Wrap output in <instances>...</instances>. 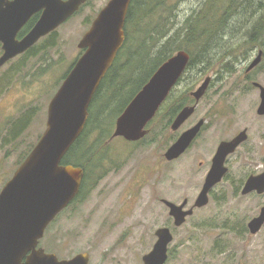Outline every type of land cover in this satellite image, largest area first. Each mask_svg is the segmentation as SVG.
<instances>
[{
    "label": "rangeland",
    "instance_id": "obj_1",
    "mask_svg": "<svg viewBox=\"0 0 264 264\" xmlns=\"http://www.w3.org/2000/svg\"><path fill=\"white\" fill-rule=\"evenodd\" d=\"M108 1L87 0L56 30L53 48L44 50L53 40L46 36L31 55L18 56L0 67V191L44 133L49 102L83 54L78 44ZM236 1L246 7L247 0ZM254 1L256 12L249 10L247 20L240 19V8L232 14L228 28L220 33L219 44L209 52L211 66L198 64L184 73L147 125L143 141L111 138L92 146L99 157L88 167L92 178L83 195L46 229L42 241L46 253L60 259L85 253L89 264H143L142 257L151 251L159 228H168L173 235L165 264H229L234 252L264 251V227L249 243L234 234L264 204V199L245 203L234 199L240 180L264 171V116L256 114L260 98L253 85L264 88V34L262 45L245 43L260 17L264 24V0ZM205 2H177L167 26L170 33ZM131 49L134 52L136 47ZM259 52L260 64L247 72ZM130 69L124 70V78L129 77ZM132 78L133 84L123 90L119 105L143 81L142 75L133 74ZM206 78L210 83L194 113L177 131H172L171 124L180 110L169 126L168 121L177 100L185 94L190 97ZM121 80L125 83L128 79ZM192 98L180 109L193 106ZM200 119H205L207 126L192 148L179 159L167 161V149ZM115 120L109 127L110 134ZM244 129L247 140L230 156L227 178L209 192L205 207L195 209L181 227H174L161 201L180 205L187 200L192 207L208 169L205 163L217 144Z\"/></svg>",
    "mask_w": 264,
    "mask_h": 264
},
{
    "label": "water",
    "instance_id": "obj_2",
    "mask_svg": "<svg viewBox=\"0 0 264 264\" xmlns=\"http://www.w3.org/2000/svg\"><path fill=\"white\" fill-rule=\"evenodd\" d=\"M85 3L86 0H0V67L57 30ZM130 4L131 0H109L92 21L78 44L83 50L82 56L49 102L44 133L0 191V264H20L30 251L35 256L29 264H88L86 254L58 261L54 255L44 254L41 250L35 252V247L49 223L80 191L84 171L61 165V161L82 135L93 96L124 44V26ZM37 14L39 17L33 27L18 39L20 31ZM261 55L259 52L247 72L260 64ZM189 60L186 52L178 51L162 63L116 118L111 138H122L131 143L142 140L147 135V125L184 74ZM209 83L210 79L206 78L191 93L195 104L179 111L171 124L172 131H177L194 113ZM253 85L259 90L260 98L256 114L264 116V88L257 83ZM202 125L200 121L183 132L167 149L165 159L173 161L182 156ZM246 140V130H243L233 140L220 143L192 207L187 209V200L180 205L162 200L174 227H181L195 209L208 204L209 192L227 173L226 157ZM253 190L264 192V173L246 181L243 193ZM263 223L264 207L248 228L255 234ZM154 235L156 242L142 257L143 264H165L168 259V247L173 241L171 231L159 228Z\"/></svg>",
    "mask_w": 264,
    "mask_h": 264
},
{
    "label": "trees",
    "instance_id": "obj_3",
    "mask_svg": "<svg viewBox=\"0 0 264 264\" xmlns=\"http://www.w3.org/2000/svg\"><path fill=\"white\" fill-rule=\"evenodd\" d=\"M179 1L131 0L124 26V44L94 94L82 135L69 149L61 162L62 165H72L84 171L77 198L83 195L93 175V172L88 167L96 160L98 153L92 146H97L111 139L112 133L110 134L109 127L113 125V120L122 113L156 69L178 51H184L190 57L185 74L198 64L204 65V68L211 66L209 52L213 51L219 44L220 33L228 28L232 14L240 8V19L247 20L251 16L250 12L254 10L255 13L257 8V3L254 0H247L246 7L240 6L236 0H206L198 11L187 18L184 24L171 34L167 26L171 18L172 8ZM38 17L39 14L30 19L18 34V39L28 33ZM55 34L56 31L48 35V38L53 40L46 45L44 50L54 47ZM263 34L264 24H262L260 17L246 35L247 40L245 43L262 45L261 35ZM37 44L24 55H31ZM134 47H136V50L132 52L131 48ZM134 57L137 58L136 61ZM127 68H131L129 77L124 78V70ZM133 74L135 76L142 75L143 81L132 96L124 104L121 103L119 105L118 102L123 90L133 84ZM185 74L182 75L180 80ZM121 79L128 80L123 83ZM190 99L191 96L189 97L185 94V96L177 100L176 108H173L170 113L168 126L178 111L181 110L180 108L188 104L187 102ZM150 124L151 122L148 126ZM95 134L96 137L93 139Z\"/></svg>",
    "mask_w": 264,
    "mask_h": 264
},
{
    "label": "flooded vegetation",
    "instance_id": "obj_4",
    "mask_svg": "<svg viewBox=\"0 0 264 264\" xmlns=\"http://www.w3.org/2000/svg\"><path fill=\"white\" fill-rule=\"evenodd\" d=\"M83 51V50H82ZM82 56V55H81ZM72 68V67H71ZM71 70V69H70ZM64 80V79H63ZM100 86V85H99ZM99 88V87H98ZM257 89V88H256ZM200 121H202L203 122V125H202V127H201V129H200V132H199V134L197 135V137L195 138V140L192 142V144H191V146L186 150V152H188L191 148H192V146H193V144L195 143V141L197 140V138L201 135V133L204 131V129L206 128V126H207V124H206V120L205 119H200L198 122H200ZM197 122V123H198ZM190 128H192V127H189V128H187L185 131H187V130H189ZM244 130H246V129H244ZM185 131H183V132H185ZM182 132V133H183ZM181 133V134H182ZM240 133V132H239ZM239 133H236V134H234L231 138H229V139H225V140H222V141H220L218 144H217V146H216V148H215V150H214V153H213V155H212V157L210 158V160L209 161H207V163H205V164H208V169H207V171H206V173H205V176H204V180H205V178H206V176H207V174H208V172H209V170H210V168H211V166H212V159H213V157L215 156V154H216V152H217V149H218V146L220 145V143L221 142H229V141H231V140H233ZM180 134V135H181ZM179 135V136H180ZM246 135H247V131H246ZM247 137H248V135H247ZM40 139V138H39ZM178 139V138H177ZM176 139V140H177ZM246 142V141H245ZM245 142H242L237 148H236V150L238 149V148H240V146L243 144V143H245ZM32 150V149H31ZM30 150V151H31ZM236 150H235V152H236ZM30 151L27 153V155H25V157L22 159V161L19 163V165L17 166V168L23 163V161L26 159V157L28 156V154L30 153ZM185 152V153H186ZM235 152L234 153H232V154H230V155H228L227 157H226V159H225V167L228 169L227 170V173L225 174V176H223V178H222V180L218 183V184H220L223 180H225L226 178H227V176H228V171H229V158H230V156H232L233 154H235ZM183 155H185V154H183ZM182 155V156H183ZM182 156H180V157H182ZM179 157V158H180ZM178 158V159H179ZM203 164L204 163H199V166L200 167H202L203 166ZM205 164H204V166H205ZM16 168V169H17ZM205 168H206V166H205ZM15 169V170H16ZM262 173H264V171L263 172H259V173H250V174H248V176H246V177H244L243 178V180H240L239 182H238V185H237V188H235V194H234V199L236 200V203H245L246 202V200H248L249 202H251L252 200L253 201H262V199H264V192L263 193H258L256 190L254 191H251V192H248V193H243V189H244V186H245V184H246V181L249 179V177H251V176H258V175H261ZM203 184H204V182H203ZM217 184V185H218ZM217 185H215V186H217ZM203 186V185H202ZM214 186V187H215ZM214 187L211 189V191L214 189ZM201 189H202V187H201ZM210 191V192H211ZM77 198H75L64 210H62L60 213H62L63 211H65L68 207H70L72 204H73V202L76 200ZM162 202V201H161ZM248 202V203H249ZM189 205V204H188ZM264 207V204L263 205H260L258 208H257V211H256V213L254 214V215H252L251 217H248L247 219H245V222L243 223V225L241 226V228L240 229H238L234 234H235V236L236 237H238V238H241V239H244V242L245 243H249L250 242V240L251 239H253V237H255V236H257V234L263 229V227H264V223H263V225L261 226V228L259 229V231L258 232H256L255 234H252L251 232H250V230H249V228H248V225H249V223L254 219V218H257L259 215H260V213H261V209ZM189 208V206H187V209ZM167 211H168V209H167ZM59 213V214H60ZM58 214V215H59ZM57 215V216H58ZM57 216L49 223V225L51 224V223H53L55 220H56V218H57ZM48 225V226H49ZM48 226H47V228H48ZM46 228V229H47ZM46 229H45V231H44V234H43V237L41 238V239H39L38 241H37V244H36V247H35V252H38V251H43L44 252V254H48V255H54L56 258H57V260L58 261H63V260H70V259H72L73 257H75V256H73V257H71V258H68V259H60L59 257H57L55 254H52V253H46V251H45V249H44V247H43V245H42V241H43V238H44V235H45V232H46ZM83 254H85V253H83ZM223 254H225V253H221L220 255H223ZM77 255H79V254H77ZM87 255V254H86ZM34 256H35V254L33 253V252H28L26 255H25V257L24 258H22L21 259V263L20 264H29V263H32V259H34ZM87 257H88V255H87ZM88 264H89V260H88ZM229 264H264V251H262V252H259V253H253V252H251V251H240V252H234V257H231L230 256V259H229Z\"/></svg>",
    "mask_w": 264,
    "mask_h": 264
}]
</instances>
